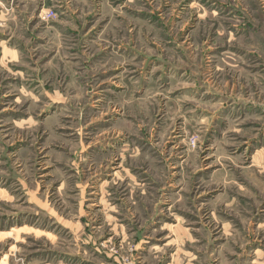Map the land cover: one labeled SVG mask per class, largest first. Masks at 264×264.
Listing matches in <instances>:
<instances>
[{
  "label": "rangeland",
  "instance_id": "1",
  "mask_svg": "<svg viewBox=\"0 0 264 264\" xmlns=\"http://www.w3.org/2000/svg\"><path fill=\"white\" fill-rule=\"evenodd\" d=\"M0 264H264V0H0Z\"/></svg>",
  "mask_w": 264,
  "mask_h": 264
}]
</instances>
